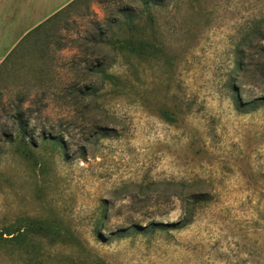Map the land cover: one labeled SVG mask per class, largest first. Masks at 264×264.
<instances>
[{"label": "rangeland", "instance_id": "374dc122", "mask_svg": "<svg viewBox=\"0 0 264 264\" xmlns=\"http://www.w3.org/2000/svg\"><path fill=\"white\" fill-rule=\"evenodd\" d=\"M97 263L264 264V0H77L0 62V264Z\"/></svg>", "mask_w": 264, "mask_h": 264}, {"label": "crops", "instance_id": "0c3cea01", "mask_svg": "<svg viewBox=\"0 0 264 264\" xmlns=\"http://www.w3.org/2000/svg\"><path fill=\"white\" fill-rule=\"evenodd\" d=\"M73 0H0V62L23 38Z\"/></svg>", "mask_w": 264, "mask_h": 264}, {"label": "trees", "instance_id": "16d2710c", "mask_svg": "<svg viewBox=\"0 0 264 264\" xmlns=\"http://www.w3.org/2000/svg\"><path fill=\"white\" fill-rule=\"evenodd\" d=\"M75 1L77 0H73L71 3H69L67 6H65L63 9L59 10L57 13H55L53 16H51L49 19H47L45 22H43L42 24H40L39 26H37L35 29H33L31 32H29L24 39H26L28 36H30L32 33H36L38 31H40L44 26H46L48 23H50L54 18H56L62 11H64V9L68 8L70 5H72ZM144 5L146 6H150V5H154V1L157 0H140ZM163 1V0H160ZM139 17H136V15L132 14V10L129 11H123L122 12V18H117L113 21L110 22L109 27L107 26L106 28V32H112V34L110 36H108L107 38H104V36L102 34H100L98 36V40L99 42H103V43H107V44H112L114 46H117L118 49H125L129 52H137L140 51L143 48V43L141 40L137 39L134 35H130L129 37H123L121 39L115 38V30L117 29H121L122 26L125 27L128 31L131 30H138L139 28ZM114 31V32H113ZM22 40V41H23ZM21 41V42H22ZM20 44V43H19ZM17 121L19 122V127H20V135L23 139H25L27 137V133H26V129L28 126L27 121H23L22 118L20 116H17ZM152 227L150 228L151 231H156L158 229L164 230L166 229V227L164 226V224L158 225V224H152ZM173 227L179 228L181 227L180 224H176ZM32 231H34L35 235L37 236H43L45 235V233L47 232H52L51 229L46 228L45 226H43L40 223H36L33 228ZM28 234V231L26 230H18V232H9L7 235L11 236L9 239H11L12 241H22L24 239H26V236ZM98 264V263H97Z\"/></svg>", "mask_w": 264, "mask_h": 264}]
</instances>
